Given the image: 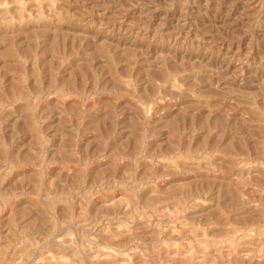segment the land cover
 <instances>
[{"label": "rangeland", "instance_id": "1", "mask_svg": "<svg viewBox=\"0 0 264 264\" xmlns=\"http://www.w3.org/2000/svg\"><path fill=\"white\" fill-rule=\"evenodd\" d=\"M0 264H264V0H0Z\"/></svg>", "mask_w": 264, "mask_h": 264}]
</instances>
